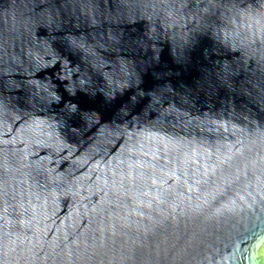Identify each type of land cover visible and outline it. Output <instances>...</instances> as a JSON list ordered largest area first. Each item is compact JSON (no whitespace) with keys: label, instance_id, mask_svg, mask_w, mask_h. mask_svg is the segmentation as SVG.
<instances>
[{"label":"water","instance_id":"1","mask_svg":"<svg viewBox=\"0 0 264 264\" xmlns=\"http://www.w3.org/2000/svg\"><path fill=\"white\" fill-rule=\"evenodd\" d=\"M0 264H264V0H0Z\"/></svg>","mask_w":264,"mask_h":264}]
</instances>
